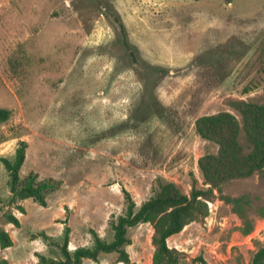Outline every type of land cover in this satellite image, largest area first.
<instances>
[{
  "label": "rangeland",
  "instance_id": "1",
  "mask_svg": "<svg viewBox=\"0 0 264 264\" xmlns=\"http://www.w3.org/2000/svg\"><path fill=\"white\" fill-rule=\"evenodd\" d=\"M239 102L264 107V0H0V108L11 111L0 158L24 141L20 178L60 183L45 206L19 200L0 161V228L13 241L0 257L62 259L66 228L70 252L92 247V231L111 242L123 190L137 209L159 180L209 188L198 161L218 146L195 122L227 112L241 129ZM205 202L206 217L167 239L176 264H251L264 247V167ZM153 234L128 229V263L113 252L81 264H157Z\"/></svg>",
  "mask_w": 264,
  "mask_h": 264
},
{
  "label": "trees",
  "instance_id": "2",
  "mask_svg": "<svg viewBox=\"0 0 264 264\" xmlns=\"http://www.w3.org/2000/svg\"><path fill=\"white\" fill-rule=\"evenodd\" d=\"M115 18L123 31L124 26L119 17ZM232 106L241 115V129L235 116L227 112L203 116L195 122L198 135L218 146L216 154L204 155L198 161L204 185H209V188L193 187L190 195H186L173 183L159 180L154 195L137 209L130 194L123 190L126 210L110 224L113 231L111 242H105L92 231V247H79L70 252L69 230L66 228L63 244L60 246L62 259L38 255L37 264H81L83 259L95 260L101 253L113 252L118 254L120 262L128 263V257L122 247L128 241V229L141 223H149L154 227L155 262L176 264L179 253L168 247L167 239L181 232L186 225L207 216L205 201L213 197L214 189H220L230 180L247 178L264 167V107L253 102H239ZM10 115V110L0 108V123L7 121ZM240 130L244 133L247 150L239 142ZM26 147V143L21 141L12 161L0 158L8 172L9 190L12 196L19 200L31 198L45 206L47 193L57 188L60 183L52 179L36 181L35 175L32 174L24 180L20 178L19 171L25 160ZM5 218L7 223L19 227L20 222L15 215L7 213ZM12 244L9 234L0 228V249H7ZM196 262L206 264L201 257L197 258ZM0 264L8 262L0 257ZM251 264H264V247L254 253Z\"/></svg>",
  "mask_w": 264,
  "mask_h": 264
},
{
  "label": "crops",
  "instance_id": "3",
  "mask_svg": "<svg viewBox=\"0 0 264 264\" xmlns=\"http://www.w3.org/2000/svg\"><path fill=\"white\" fill-rule=\"evenodd\" d=\"M8 249V248H7ZM5 250V249H4ZM7 260V259H6Z\"/></svg>",
  "mask_w": 264,
  "mask_h": 264
}]
</instances>
